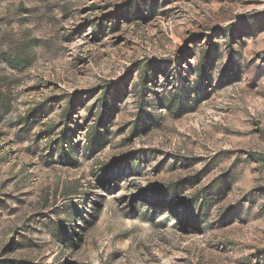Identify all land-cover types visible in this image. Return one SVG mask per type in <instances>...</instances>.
Returning a JSON list of instances; mask_svg holds the SVG:
<instances>
[{"label": "rangeland", "instance_id": "1", "mask_svg": "<svg viewBox=\"0 0 264 264\" xmlns=\"http://www.w3.org/2000/svg\"><path fill=\"white\" fill-rule=\"evenodd\" d=\"M0 264H264V0H0Z\"/></svg>", "mask_w": 264, "mask_h": 264}, {"label": "trees", "instance_id": "2", "mask_svg": "<svg viewBox=\"0 0 264 264\" xmlns=\"http://www.w3.org/2000/svg\"><path fill=\"white\" fill-rule=\"evenodd\" d=\"M101 31H102V27H94L92 29V33H93V35H94V37L96 39H99V35H100V32ZM165 76H167V74ZM180 91H181V89L179 91H177L178 98L180 97L179 96L180 95ZM32 112H33V114L31 115L32 117H36L38 115H41L42 114L41 113L42 112V107H41V109L40 108L39 109H34ZM66 150L65 149H61V151H60V157L63 158L64 160L68 161V160H70V155L68 153H66Z\"/></svg>", "mask_w": 264, "mask_h": 264}]
</instances>
